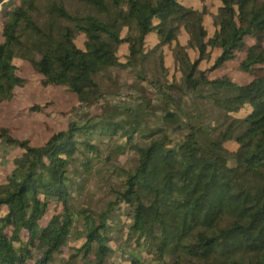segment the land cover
Returning <instances> with one entry per match:
<instances>
[{
	"label": "trees",
	"instance_id": "1",
	"mask_svg": "<svg viewBox=\"0 0 264 264\" xmlns=\"http://www.w3.org/2000/svg\"><path fill=\"white\" fill-rule=\"evenodd\" d=\"M69 1L0 0V104L28 83L16 60L83 106L105 96L103 75L125 68L161 100L104 108L50 130L41 146L0 128V141L21 151L0 183V264H111L119 232L128 264H264V0H218L210 33L206 6L184 0H73L82 13ZM151 35L154 51L175 44L177 84L162 57L159 77L134 69ZM240 56L235 69L250 80L238 84L221 71ZM151 116L159 126H148ZM75 234L79 246L69 242Z\"/></svg>",
	"mask_w": 264,
	"mask_h": 264
},
{
	"label": "rangeland",
	"instance_id": "2",
	"mask_svg": "<svg viewBox=\"0 0 264 264\" xmlns=\"http://www.w3.org/2000/svg\"><path fill=\"white\" fill-rule=\"evenodd\" d=\"M183 3L199 12L202 10L203 5L206 6L207 15L204 16V26L208 33H210L213 29L212 17L219 6L218 0H206L203 3L200 0H184ZM68 9L71 13L77 10H80V13L85 11V8L79 7L73 0L69 1ZM88 13L94 16L93 11H88ZM96 16L97 18L101 17L99 15ZM122 32V35H124L125 30L123 29ZM188 39V34L182 29V33L178 38L179 44L187 49V54L192 58L194 57V53L187 47ZM76 42L79 47H82L83 38L78 37ZM157 44L158 40L155 36L151 35L147 37L144 46L147 56L144 64L141 67V64L135 63L133 67L139 73L142 72V68H145L151 75L159 77L160 71L157 68V61L162 57L165 72L169 70L170 78L172 77L177 84L180 73L176 70L173 61L175 44L171 46L165 45L154 51L153 49ZM118 56L120 63L125 64L127 62V44H123L120 47ZM242 60L243 57L240 56L237 60L226 63L224 69L221 71L222 73L229 72L233 82L238 84L250 80V77L235 69V66ZM15 65L18 75L26 79L28 83L24 87L15 89L11 102L0 104V128L9 129L13 138L27 140L32 146L43 145L50 136V130L55 132L65 130L69 122L85 121L91 116L99 115L104 108L117 107L119 110L123 108L135 109L140 105V98L142 97L149 99L157 107L158 102L161 100L160 94L156 92V89L148 81L137 80L134 74L131 73L130 68H125L124 70L115 69L103 75L101 85L105 90V96L99 104L83 106L64 87H42L39 82L41 78L35 75L26 63L16 60ZM147 77L150 78V75L147 74ZM173 97H176V94L173 93ZM190 101L191 97L185 96L182 102L185 106H189ZM34 106L39 107L40 111H32L31 108ZM158 114L159 111L157 112ZM146 121L149 127L159 126L155 116L147 117ZM173 139L174 142L177 141V138L173 137ZM224 146L229 152H233L236 149V144L233 142H228ZM20 152L19 149L7 145L3 140L0 141V183H5V177L14 168L12 159ZM124 158L128 159V157ZM96 192H102L101 188H97ZM81 205L85 206L84 203H81ZM59 211V205L55 208L51 206L48 215L42 223L45 224L51 215ZM121 218L124 227H126L125 225L129 223V220L123 215ZM77 236L75 234V238L73 237L69 242L79 246L82 240H77ZM121 245H127L125 251H130V242H124L123 233L119 232L110 243V246L115 251L110 261L111 264H128L125 258L121 256V253H123L121 249L117 250Z\"/></svg>",
	"mask_w": 264,
	"mask_h": 264
}]
</instances>
